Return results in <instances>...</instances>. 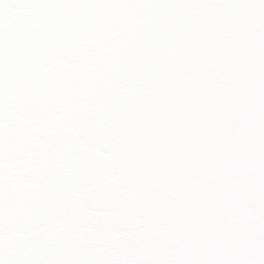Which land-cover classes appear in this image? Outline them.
I'll return each mask as SVG.
<instances>
[{"label": "snow or ice", "instance_id": "obj_1", "mask_svg": "<svg viewBox=\"0 0 264 264\" xmlns=\"http://www.w3.org/2000/svg\"><path fill=\"white\" fill-rule=\"evenodd\" d=\"M0 264H264V0H0Z\"/></svg>", "mask_w": 264, "mask_h": 264}]
</instances>
